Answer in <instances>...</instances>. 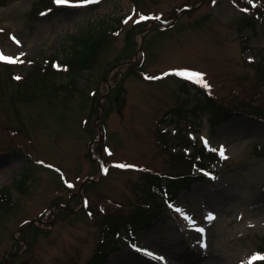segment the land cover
Segmentation results:
<instances>
[{
  "label": "rangeland",
  "instance_id": "rangeland-1",
  "mask_svg": "<svg viewBox=\"0 0 264 264\" xmlns=\"http://www.w3.org/2000/svg\"><path fill=\"white\" fill-rule=\"evenodd\" d=\"M260 12L264 0H0V52L23 61L0 62V189L12 194L0 202V264H89L99 251L102 264L263 256ZM140 15L160 19L136 23ZM99 31L106 39L91 68L52 69L50 58L65 60ZM177 69L203 73L210 88L164 75ZM205 96L231 117L213 121ZM201 138L227 158L212 151L207 170L195 166L208 150ZM184 172L203 175L173 209L145 195L146 180ZM134 213L137 228L114 237L107 222Z\"/></svg>",
  "mask_w": 264,
  "mask_h": 264
},
{
  "label": "trees",
  "instance_id": "trees-1",
  "mask_svg": "<svg viewBox=\"0 0 264 264\" xmlns=\"http://www.w3.org/2000/svg\"><path fill=\"white\" fill-rule=\"evenodd\" d=\"M258 18H262L264 12L256 13ZM95 38H81L80 43H76L73 45V50L70 54H68L65 60L61 61L58 59L57 56H54L49 59L50 65H52V69L62 70V71H82L84 69L91 68V66L96 61L99 50L101 49L102 43L106 39V32L99 31L94 33ZM260 63V62H259ZM59 68V69H58ZM258 68L262 71L264 75V62L258 65ZM17 77V76H16ZM23 77H20L22 79ZM26 77H24L25 79ZM28 78V77H27ZM261 96V94L259 95ZM205 105V106H204ZM203 106L206 107L204 110L209 111L211 114V119L217 120L221 122L224 119H229L232 115V111L229 109H225L221 107V105L211 98L210 96L204 97ZM187 147V146H186ZM187 156V155H186ZM214 156V153L210 150H203L200 149L197 152V160L193 162V164L197 167H202L206 170V164H203L205 161L211 159ZM188 158V156H187ZM204 171V170H203ZM203 174H196L193 175L192 173L184 172L182 174L178 173L175 176L164 177V178H157L153 177V179L146 180V184H144V191L145 195H151L152 197L157 196L156 199L160 200L163 204H166L169 207H172L173 202L178 197L179 193L191 187V185L200 179ZM164 181V182H163ZM11 188L10 187H3L0 189V202L8 203L11 199ZM155 198V197H154ZM149 207H151V204ZM149 209V208H148ZM59 210H64V208H60ZM143 210H147V207H144ZM143 215L140 213H134L131 218L122 222L119 218L114 220H109L107 222V227L110 233H114L115 236H120V228L124 226L130 230L135 229L137 226L136 223L140 222V218ZM152 220H146L145 224L151 225ZM137 228V227H136ZM103 245V244H102ZM263 251L260 252L264 256V245ZM107 254L104 251H99L89 262V264H102L107 258ZM262 259L261 262H263Z\"/></svg>",
  "mask_w": 264,
  "mask_h": 264
},
{
  "label": "snow or ice",
  "instance_id": "snow-or-ice-1",
  "mask_svg": "<svg viewBox=\"0 0 264 264\" xmlns=\"http://www.w3.org/2000/svg\"><path fill=\"white\" fill-rule=\"evenodd\" d=\"M93 2H96V0H54V3L57 6H68V7H80V6H83L85 4H89V3H93ZM244 11H248V9H244ZM45 14L46 13H42L41 15H45ZM131 19H132V17L128 18V20H131ZM149 19H157L158 20V19H160V17H149V16L140 15L139 20H137L136 23H140V22H143V21H146ZM128 20H126L125 23H127ZM13 40L17 44L20 43L18 40L15 39V37H13ZM0 62H6L8 64H16V63H22L23 61L20 57L13 58V57L6 56L2 52H0ZM164 75H176V76H178V77H180V78H182L188 82L194 83L198 87H202L204 89L210 88V85H208L207 81L204 79L203 73L195 72V71L188 70V69H177V70H172L169 73H165ZM148 78L149 79H159L160 77H148ZM16 79H20V77H16ZM201 141L209 150L214 151V152H218V154L220 155L221 158H223V159L227 158L224 154L223 146H221L219 149H214V148H211L207 138H201ZM116 167L132 168L135 166L119 164V165H116ZM104 171L107 172V169H104ZM68 186L72 187L71 184H69ZM85 204H87V201H85ZM174 210L177 212L182 211V209H180V208H175ZM184 218L186 220L190 221V226L195 231L200 232V233L204 232L203 228L195 226V221L193 220L192 217L185 215ZM214 218L215 217L211 213H209L208 216L206 217V219H208V220H212ZM201 246L206 247V244H202ZM258 259H264V256H260L259 254L254 255L251 258V261H249V264H252V262H254Z\"/></svg>",
  "mask_w": 264,
  "mask_h": 264
}]
</instances>
